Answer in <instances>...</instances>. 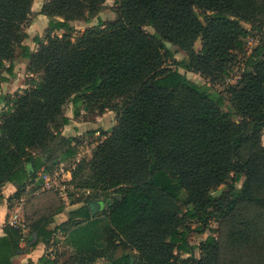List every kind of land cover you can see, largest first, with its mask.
Returning <instances> with one entry per match:
<instances>
[{
    "label": "trees",
    "instance_id": "16d2710c",
    "mask_svg": "<svg viewBox=\"0 0 264 264\" xmlns=\"http://www.w3.org/2000/svg\"><path fill=\"white\" fill-rule=\"evenodd\" d=\"M105 1L44 0L38 14L48 26L30 51L24 28L34 0H0V84L4 73L15 76L17 58L30 75L26 88L0 96V201L7 183L17 186L8 208L27 194L30 246L57 243L59 232L69 239L37 264H264V0H114V20L73 37L72 22L88 23ZM251 36L258 41L246 55ZM239 53L245 67L227 85L231 111L220 92L179 71L225 81ZM69 103L76 116L109 110L116 120L73 170L83 195H69L76 206L51 226L65 202L26 187L78 152L79 138L60 130ZM214 219L229 223L226 243L208 235L190 245L186 222ZM24 236L6 223L0 264H11ZM226 249L243 254L228 258Z\"/></svg>",
    "mask_w": 264,
    "mask_h": 264
},
{
    "label": "rangeland",
    "instance_id": "374dc122",
    "mask_svg": "<svg viewBox=\"0 0 264 264\" xmlns=\"http://www.w3.org/2000/svg\"><path fill=\"white\" fill-rule=\"evenodd\" d=\"M42 0H35V6L36 4H39ZM44 2V0H43ZM42 2V3H43ZM114 0H106L105 3L101 6L100 10L95 13L93 16L90 17L89 22L86 23L84 20L74 21L72 22V25L74 27V31L72 32V36H76L80 31H82L86 27H90L93 25H96L99 21L108 22L111 20H114L116 17V14L114 12ZM246 27H249L247 24H244ZM48 26V21L47 25ZM45 25L38 19V13L33 12L31 15L29 23L25 26L24 30L25 32L29 33V36L25 39V42H28L31 44V37L33 35L41 34V36H44L45 33ZM145 31L147 32H153L151 28H145ZM258 39L254 36H251L249 39H247L246 47L248 49H252L256 46V41ZM167 47L173 52L174 58L176 60H187V56L184 52L178 50L175 46L171 45L170 43L166 44ZM195 50L200 49V40L196 41L194 45ZM248 52H246V55ZM243 53L238 54V62L234 66L231 74L239 69L240 63L245 60V56ZM23 61H20L18 58L14 60L13 64L15 66V76L11 77L4 73V76L11 77L12 81H14V85L10 87L17 88L16 90H20V86H26L27 81L30 79L29 74L25 71V69L22 67L21 63ZM181 73L185 74L186 77L190 80H192L197 85L203 86H209L211 90H216L220 92L223 96H227V88L226 85L227 81H218L216 83H210L207 79L202 77L198 73L193 72H185L184 70H179ZM237 72V71H236ZM8 77V78H9ZM19 88V89H18ZM15 90V91H16ZM14 91V92H15ZM223 109L225 111H231V106L229 101L225 100ZM64 114H66V106L64 109ZM92 115H86V112L84 114V122L87 123V129L85 130L84 134L79 137L80 144L79 149L83 153V160H88L91 155L92 149L97 145V143L101 139V133L102 132H110L111 128L115 125L116 120V114L112 111H105L104 114L100 116ZM82 118H79V120H83ZM95 126V127H94ZM92 127V128H91ZM94 127V128H93ZM261 144L264 146V130L261 135ZM38 174V173H37ZM242 182L238 183L236 185L237 189H240ZM27 190V188H26ZM225 190V186L219 187L217 190L213 191L214 196H219L223 191ZM30 193V192H29ZM26 194V193H25ZM68 195H71L72 200H75L76 198H79L83 195V192L80 190H70L68 192ZM71 199H68L65 202L66 209H69V202ZM76 206V205H75ZM103 210V209H102ZM100 220L103 222L104 217L103 215L100 216ZM229 223L224 220L220 219H214L210 220L206 225H202L200 222L193 221V222H186V231H187V239L190 245L198 246L201 242H203L208 235H213L216 237L222 244L226 243L227 241V233L229 231ZM68 236H66V246L69 247V241ZM229 243V242H227ZM63 246V245H61ZM195 255H199V251L195 250ZM243 254L242 252L238 251H230L229 249H226L225 256L226 257H234V256H240ZM101 263L106 264L104 260H100Z\"/></svg>",
    "mask_w": 264,
    "mask_h": 264
},
{
    "label": "crops",
    "instance_id": "0c3cea01",
    "mask_svg": "<svg viewBox=\"0 0 264 264\" xmlns=\"http://www.w3.org/2000/svg\"><path fill=\"white\" fill-rule=\"evenodd\" d=\"M43 0L39 3L36 4L35 6V0L32 4V12L38 13L41 9ZM38 19L45 25V29L47 28V21L48 18L44 15L38 14ZM25 31V30H24ZM27 36H29V33L26 32ZM39 36L41 37V34L38 35H33L31 37V44L28 42H23L24 45H27L30 49V51H35L37 46L34 43V37ZM19 53V50H17V54ZM22 67L26 71V62L21 63ZM30 76V75H28ZM5 76L4 80L0 84V96L1 95H6V94H12L17 88H12L14 85V81H12L11 77ZM20 89L26 88V86H20ZM18 88V89H19ZM17 91V90H16ZM3 106V104L0 105V109ZM65 109V108H64ZM75 107L73 104L69 103L66 105V114L65 117L68 119V123L64 126L61 127V133L64 136L67 137H81L85 130L87 129V123L84 121V110L80 109V115L76 116L75 113ZM79 118H82L83 120H79ZM95 127V126H94ZM93 127V128H94ZM92 128V127H91ZM16 184L13 183H7L4 185L2 188V195L3 199L0 201V237L4 235V226L6 225V218H7V213H8V202L7 199L11 197L14 192L16 191ZM27 188V187H26ZM70 203V202H69ZM68 203V204H69ZM69 209L75 207V205H70L69 204ZM69 209H64L63 212L59 213L58 215H55L53 217V221L51 226H57L59 224H62L66 222L67 219V211ZM24 239L20 242V250L18 253L12 257L11 259V264H37L38 260L42 256H50L53 258L56 256L57 251H59L61 248H66V234H61L60 232L55 235V239L57 240V243L51 244V245H46L43 241H38L36 245L30 246L29 243L33 242L35 240V236H29L26 232L24 233ZM29 242V243H28ZM63 245V246H61ZM97 264H103L100 261H98Z\"/></svg>",
    "mask_w": 264,
    "mask_h": 264
},
{
    "label": "built area",
    "instance_id": "2783aa9c",
    "mask_svg": "<svg viewBox=\"0 0 264 264\" xmlns=\"http://www.w3.org/2000/svg\"><path fill=\"white\" fill-rule=\"evenodd\" d=\"M246 50L248 53L251 51V49H248L247 47ZM244 67V63L241 62L239 69L235 70L225 80L228 82L226 85L234 84L241 77ZM82 160L83 153L79 149L71 159L59 161L47 170L42 169L38 176L27 186V191H30L32 188H36L32 193L36 194L42 190H53L57 193L61 200H68V192L70 190H74V186L71 183L73 170ZM27 197V194H24L19 199L14 200L10 205V208H8L6 218V223L9 226L20 230L23 234L27 231L24 220V203Z\"/></svg>",
    "mask_w": 264,
    "mask_h": 264
}]
</instances>
